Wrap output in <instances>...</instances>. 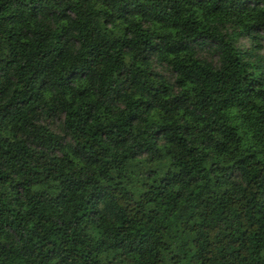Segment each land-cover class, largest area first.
I'll use <instances>...</instances> for the list:
<instances>
[{
  "label": "trees",
  "instance_id": "trees-1",
  "mask_svg": "<svg viewBox=\"0 0 264 264\" xmlns=\"http://www.w3.org/2000/svg\"><path fill=\"white\" fill-rule=\"evenodd\" d=\"M263 41L264 0H0V264H264Z\"/></svg>",
  "mask_w": 264,
  "mask_h": 264
},
{
  "label": "rangeland",
  "instance_id": "rangeland-1",
  "mask_svg": "<svg viewBox=\"0 0 264 264\" xmlns=\"http://www.w3.org/2000/svg\"><path fill=\"white\" fill-rule=\"evenodd\" d=\"M262 43H264V41H263ZM239 44H240V46H242V47H249V46H250V40H248V39H242V40L239 42ZM163 262H164V264H167V262H166V257H165V256H163Z\"/></svg>",
  "mask_w": 264,
  "mask_h": 264
}]
</instances>
